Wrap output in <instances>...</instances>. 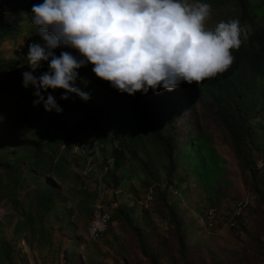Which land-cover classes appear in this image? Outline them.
Listing matches in <instances>:
<instances>
[{
  "label": "rangeland",
  "instance_id": "374dc122",
  "mask_svg": "<svg viewBox=\"0 0 264 264\" xmlns=\"http://www.w3.org/2000/svg\"><path fill=\"white\" fill-rule=\"evenodd\" d=\"M263 1L253 0L254 3ZM234 12L235 8L229 4L214 9L205 21V27L215 29L219 15L230 17ZM24 38V33H21L16 38V44L10 41L3 43L0 47L1 55L9 58L14 51L19 52L28 39ZM29 41L35 42L32 37ZM183 89L181 82L172 91L162 87L152 91L153 111L156 116L164 119L166 125L175 129L179 147L183 145V137L194 132L201 134L203 140L211 141L219 168L210 193L200 180L186 175L187 161L173 175L169 187L167 201L176 206L182 218L186 243L190 248L189 262L264 264V216L258 198L252 192L248 172L243 171L234 157L229 137L211 109L210 100L204 98L197 101L194 94H185ZM21 95L18 89H10L8 93L0 90V130L10 131L14 136L21 129V125L15 123L19 119L16 102L20 100L24 107H34V111H40L39 105L32 106L27 97L24 99ZM171 106H176V112L168 122L165 117L170 115ZM46 117L55 115L47 112ZM31 134L34 135V132L18 135L19 143L23 138L32 140ZM71 134V148L67 149L65 143L59 148L66 158L60 176L57 177L51 171L46 175L31 176L26 166L13 174L19 176L18 186L12 189L15 190L16 203L9 198L0 200V264H73L77 259L79 264H149L141 255L135 235L123 218L112 219L100 238L89 236L91 214L97 205L110 211L113 216L118 208L130 212L131 218H134L132 224L141 227L144 235L149 234L148 243L154 246L155 242H163V264H182L178 260L172 229L151 187L152 182L138 163L126 162L130 177L118 188L109 187L104 180L109 181L107 174L112 159L104 164L100 149H106L108 154L110 143L105 145L107 139L98 135L93 136L95 141L91 143L92 139L88 135L81 137L79 133ZM112 144L115 146L116 142ZM2 150L0 148V180L5 183L7 157L1 155ZM12 150L17 156V152L24 151V148L17 146ZM254 161L258 167L261 166L256 153ZM156 162L163 164L161 158L156 159ZM154 170L157 172L156 184L162 188L164 173L160 167L154 166ZM137 174L142 182L131 179V176ZM179 176L183 181L177 187ZM35 179L38 184L50 181L57 188L58 200L49 215L41 221L47 227V234H42V224L36 218L40 211L35 207L36 188L32 183ZM8 187L10 189L12 185ZM5 193L1 189L0 194ZM240 201L244 207L237 221L233 219L232 212ZM213 208V224L209 226L206 215Z\"/></svg>",
  "mask_w": 264,
  "mask_h": 264
},
{
  "label": "trees",
  "instance_id": "16d2710c",
  "mask_svg": "<svg viewBox=\"0 0 264 264\" xmlns=\"http://www.w3.org/2000/svg\"><path fill=\"white\" fill-rule=\"evenodd\" d=\"M197 1L209 3L212 12L224 5H231L235 8L233 15L230 17L219 15L218 23L238 19L241 26L247 29L248 39L238 50L235 49L234 62L227 71L206 78L199 84L182 82V85L185 94H194L197 101H202L204 98L210 100L211 109L214 110L229 137L234 157L243 171L248 172L252 192L258 198L264 216V1L262 3H254L253 0ZM43 2L44 0H0V47L9 41L16 44V38L21 33L28 38L22 49L19 52L14 51L9 58L3 57L0 51V90L8 93L10 89H18L22 93L20 97L24 99L27 97L32 106L33 101L37 99L33 94L35 89L31 85L28 88L23 86L22 74L32 72L34 76L39 77L48 70V63L42 61L40 67L33 71L27 57L28 46L33 44L29 41L31 37L35 40L34 43L41 46L45 43L31 19L32 6ZM3 13L6 15L3 16ZM54 51L57 56L61 51H69L79 56L78 52L70 48H58ZM92 67L93 65L88 64L79 69L81 79L76 83L81 91L90 94V99L87 101L74 93L68 94L67 100H61L60 97L64 94L62 89L42 91L41 94L45 99L49 94L53 95L57 104L63 109L62 113L49 112L55 117H46L47 111L43 103L39 104L40 111L36 112L34 107H24L20 100L16 102L19 119L15 123L21 125L18 135L28 132H34V135H30L33 136L32 140L23 138L19 143L18 135L14 136L5 129L0 130V148L3 149L1 155L7 157L6 181L3 183L0 180V191L4 189V193L7 192L0 194V200L9 198L16 203L15 190L12 189L13 186H18L19 176L13 174L16 171L18 173L24 166L28 168V175L31 176L46 175L49 171L57 177L60 176L66 158L59 148L63 143L66 144L67 149L71 148V133H79L81 137L88 135V138L92 139L91 143L95 141L93 136L98 135L107 139L105 145L110 143L108 154L106 149H100L104 164L108 159H112L107 174L109 181L104 180L106 185L112 188L123 185L126 178L130 177L127 174L126 162L136 161L147 179L152 182L151 187L162 207L161 212L172 229L178 260L182 264H190V248L186 243L182 218L176 206L168 203L167 196L173 175L184 161L188 162L186 175L200 180L208 193L212 191L219 168L216 165L218 159L211 141L203 140L201 134L194 132L184 136L183 145L179 147L175 129L166 125L164 119L156 116L153 111L154 99L151 89L147 94L121 93L106 81L100 79L99 84ZM82 80H86L87 85ZM175 112L176 106H171L170 115L165 117L168 122L175 116ZM115 142L114 146L112 143ZM17 146L24 148V151L17 152L18 155L15 156L12 148ZM9 153L12 154L8 155ZM255 153L261 161L260 167L254 161ZM160 158L163 164L159 165L156 159ZM154 166L160 167L164 173L162 188L156 184L157 172ZM131 179L141 181L138 174L131 176ZM181 181L183 178L179 176L177 187ZM32 183L36 188L35 207L40 211L36 218L42 224L41 221L49 215L58 200L57 188L50 181L38 184L35 179ZM9 185H12L10 189ZM131 217L130 212L118 208L116 215L111 214V222L114 218H123L135 235L141 255L149 264H163V242L159 244L155 242L154 246L148 243L149 234L144 235L141 227L136 223L133 225L134 218ZM239 219V217L235 218L237 221ZM30 223H33L32 220ZM41 227L42 234H47L46 225L42 224ZM2 249L6 251L5 248ZM72 263L79 264V260Z\"/></svg>",
  "mask_w": 264,
  "mask_h": 264
},
{
  "label": "clouds",
  "instance_id": "9594fccd",
  "mask_svg": "<svg viewBox=\"0 0 264 264\" xmlns=\"http://www.w3.org/2000/svg\"><path fill=\"white\" fill-rule=\"evenodd\" d=\"M211 12L209 3L188 0H44L32 6L31 19L45 43L30 44L27 57L33 71L42 61L48 70L39 77L24 72L23 86L34 87L33 106L43 103L45 111L62 113L55 97L45 99L42 91L62 89L61 100L72 93L89 100L76 86L78 70L88 64L99 84L101 79L129 95L199 84L227 71L235 49L248 39L238 19L207 29ZM58 48L79 56L69 51L57 56Z\"/></svg>",
  "mask_w": 264,
  "mask_h": 264
},
{
  "label": "built area",
  "instance_id": "2783aa9c",
  "mask_svg": "<svg viewBox=\"0 0 264 264\" xmlns=\"http://www.w3.org/2000/svg\"><path fill=\"white\" fill-rule=\"evenodd\" d=\"M244 207V204L242 201L238 202L236 204L235 209H233V219L239 217L240 213L242 212V209ZM215 209H211L207 212V220L209 221L208 225L212 226V220L214 218ZM207 221V222H208ZM111 222V213L103 208L100 205L95 206L93 209V212L91 214L89 226H88V233L90 237L94 238H100L108 229L109 224Z\"/></svg>",
  "mask_w": 264,
  "mask_h": 264
},
{
  "label": "bare ground",
  "instance_id": "6f19581e",
  "mask_svg": "<svg viewBox=\"0 0 264 264\" xmlns=\"http://www.w3.org/2000/svg\"><path fill=\"white\" fill-rule=\"evenodd\" d=\"M110 212V211H109ZM89 231V230H88Z\"/></svg>",
  "mask_w": 264,
  "mask_h": 264
}]
</instances>
